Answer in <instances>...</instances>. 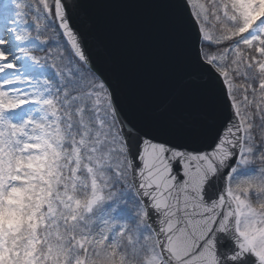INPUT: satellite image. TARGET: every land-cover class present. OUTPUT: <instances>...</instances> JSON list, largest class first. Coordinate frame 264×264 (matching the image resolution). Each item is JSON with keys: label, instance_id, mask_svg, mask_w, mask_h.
Segmentation results:
<instances>
[{"label": "snow or ice", "instance_id": "1", "mask_svg": "<svg viewBox=\"0 0 264 264\" xmlns=\"http://www.w3.org/2000/svg\"><path fill=\"white\" fill-rule=\"evenodd\" d=\"M0 264H264V0H0Z\"/></svg>", "mask_w": 264, "mask_h": 264}]
</instances>
